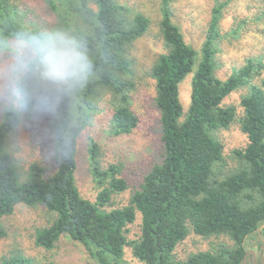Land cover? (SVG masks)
Returning <instances> with one entry per match:
<instances>
[{
    "label": "trees",
    "instance_id": "16d2710c",
    "mask_svg": "<svg viewBox=\"0 0 264 264\" xmlns=\"http://www.w3.org/2000/svg\"><path fill=\"white\" fill-rule=\"evenodd\" d=\"M45 1L58 15L57 27L68 30L61 10L64 0ZM66 1L85 26L79 48L86 59H81L83 74L72 72V79L65 75L68 66L53 45L51 31L24 25L15 0H0V51L15 53L16 44L29 53L22 75L14 82L22 95L21 108L25 112L31 109L33 99L25 90L34 75L53 102L46 120L52 166L31 162L24 175L6 148L7 138L20 122V112L12 106L2 111L0 240L7 235L4 218L18 205H40L53 215L48 224L35 230V245L48 250L67 236L98 264H130L124 259L126 246L143 264H264V259L260 261L264 254V54L249 56L227 76H217L220 20L229 0H215L199 51L186 43L172 21L171 0H161L159 34L166 51L149 70L160 154L121 206L113 203L128 187L121 166L109 163L102 167L100 146L92 137L86 147L87 164L98 192L93 201L81 195L76 181L78 138L94 111L91 102L97 104L94 94L98 87L118 97L110 119L113 134H128L138 126L139 116L129 105L134 86L122 74L130 73L128 48L146 32L149 19L142 13L129 15V9L115 0H93L95 10L86 0ZM260 1L261 8L264 0ZM260 44L264 50V39ZM192 70L190 102L183 113L179 83ZM241 87L246 92L239 101L240 112L234 104L223 105ZM234 122L247 142L232 150L233 164L226 167L223 144L215 133ZM136 219L139 233L128 240V226ZM189 230L222 240L211 249L179 259L175 248ZM0 264L30 261L15 253L2 257Z\"/></svg>",
    "mask_w": 264,
    "mask_h": 264
},
{
    "label": "rangeland",
    "instance_id": "374dc122",
    "mask_svg": "<svg viewBox=\"0 0 264 264\" xmlns=\"http://www.w3.org/2000/svg\"><path fill=\"white\" fill-rule=\"evenodd\" d=\"M129 9V15L142 13L149 19L146 32L128 48L127 58L131 61L130 73H123L125 79L133 83L130 91V108L139 116V124L128 134L115 135L111 132V115L114 103L118 102L110 90L96 88L91 102L94 111L90 114L88 125L78 138V155L76 181L81 195L94 200L98 187L92 180L88 170L86 147L88 138L92 137L100 146L101 165L113 163L121 166V176L127 181L125 191L113 198L116 206L127 202L131 191L139 185L143 175L152 164L159 159L160 129L158 112L153 103L154 81L149 70L157 57L166 51L159 34L161 19V0H115ZM225 0H220L223 2ZM21 22L31 28H39L53 34V45L68 66L65 75L72 79L73 74H83L80 43V32H85L83 19L66 0L61 5L65 11L69 25L61 29L58 15L45 0H15ZM260 0H229L222 10L220 32L222 38L218 43L216 54V74L225 77L234 67L241 66L249 56L264 54L260 41L264 39L263 4ZM89 8L95 10L93 0H86ZM215 0H171L172 21L179 26L186 43L197 51L205 38L211 8ZM259 5V6H258ZM59 29V30H57ZM62 30V31H60ZM14 46L17 52L10 54L0 51V118L5 106H12L20 112V122L9 135L6 148L12 155L18 171L24 175L27 164L38 162L48 168L52 166L51 136L47 131L46 120L52 114L53 102L49 91L38 76L30 77L26 93L33 99L31 109L25 112L21 108V97L15 90V81L22 75L25 58L29 53L21 51V46ZM84 59V58H83ZM86 60V59H84ZM194 70L179 83V99L185 113L190 102L191 79ZM83 78V77H82ZM68 86L70 84L67 82ZM246 92V87L233 91L223 100V105L234 104L240 112L239 101ZM41 105L43 106L41 108ZM215 136L223 144L226 167L233 164L231 152L235 148L245 146L246 135L234 122L230 127L216 131ZM52 213L42 206L18 205L14 212L4 218L7 235L0 240V259L15 253H21L29 259L30 264H98L77 242L64 236L51 249L38 247L34 243L35 230L51 221ZM139 221L128 226V240L137 237ZM222 240L217 237H202L189 230L186 238L179 243L174 254L179 259L186 258L190 253L211 249ZM254 243V242H253ZM264 247V245H262ZM253 258V257H252ZM124 259L130 264H143L131 253L129 246L124 249Z\"/></svg>",
    "mask_w": 264,
    "mask_h": 264
},
{
    "label": "flooded vegetation",
    "instance_id": "af4514ba",
    "mask_svg": "<svg viewBox=\"0 0 264 264\" xmlns=\"http://www.w3.org/2000/svg\"><path fill=\"white\" fill-rule=\"evenodd\" d=\"M250 251H252V250H250ZM252 253H253V252H252ZM253 257H254V255H253ZM253 259L255 260V258H253ZM263 259H264V254H262V255L260 256V261L262 262Z\"/></svg>",
    "mask_w": 264,
    "mask_h": 264
},
{
    "label": "snow or ice",
    "instance_id": "6c2138e0",
    "mask_svg": "<svg viewBox=\"0 0 264 264\" xmlns=\"http://www.w3.org/2000/svg\"><path fill=\"white\" fill-rule=\"evenodd\" d=\"M43 106L41 105V108H42Z\"/></svg>",
    "mask_w": 264,
    "mask_h": 264
},
{
    "label": "water",
    "instance_id": "95a60500",
    "mask_svg": "<svg viewBox=\"0 0 264 264\" xmlns=\"http://www.w3.org/2000/svg\"><path fill=\"white\" fill-rule=\"evenodd\" d=\"M245 258V257H244Z\"/></svg>",
    "mask_w": 264,
    "mask_h": 264
}]
</instances>
